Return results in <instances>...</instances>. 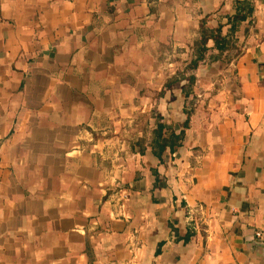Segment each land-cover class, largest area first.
Instances as JSON below:
<instances>
[{
  "label": "crops",
  "instance_id": "crops-1",
  "mask_svg": "<svg viewBox=\"0 0 264 264\" xmlns=\"http://www.w3.org/2000/svg\"><path fill=\"white\" fill-rule=\"evenodd\" d=\"M235 1L0 0V264H264V0L230 34ZM201 21L229 45L171 82Z\"/></svg>",
  "mask_w": 264,
  "mask_h": 264
},
{
  "label": "trees",
  "instance_id": "trees-1",
  "mask_svg": "<svg viewBox=\"0 0 264 264\" xmlns=\"http://www.w3.org/2000/svg\"><path fill=\"white\" fill-rule=\"evenodd\" d=\"M155 1V0H149ZM153 7L151 6V10ZM253 12V3L251 0H236L234 2V13L228 17V23L230 25L229 32L232 34L235 32L239 24L247 17L251 16ZM222 25L219 24L217 28L210 29L205 26L204 21L199 24L198 36L193 40L191 59L184 67L183 71L178 73L176 77L171 79V82H176L179 79L185 77L186 70L195 69L200 63L205 60L208 52L207 42L212 39L214 42V48L217 50H223L229 45V40L226 35H222ZM189 87L185 91V94L190 93V88L195 81L194 75L187 76ZM169 82V83H171ZM192 109L185 108L186 120L182 124V128L179 132H176L171 127H166L163 118L157 114L152 115L155 118V126L151 129L150 146L153 154L159 159L162 153L169 149L175 150L181 145L184 138V129L189 125V116Z\"/></svg>",
  "mask_w": 264,
  "mask_h": 264
},
{
  "label": "built area",
  "instance_id": "built-area-1",
  "mask_svg": "<svg viewBox=\"0 0 264 264\" xmlns=\"http://www.w3.org/2000/svg\"><path fill=\"white\" fill-rule=\"evenodd\" d=\"M125 198H126V196H125L124 194H120V195H119V199H118V200H119L118 207H121V206H122V203H123V201L125 200ZM199 209H200V211H203V210H204L203 207H201V206L199 207ZM256 235H257V236H260V233L257 232Z\"/></svg>",
  "mask_w": 264,
  "mask_h": 264
}]
</instances>
